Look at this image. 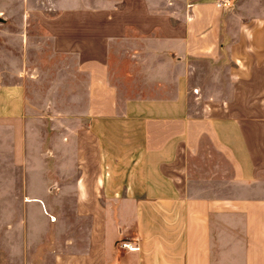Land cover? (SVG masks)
Returning a JSON list of instances; mask_svg holds the SVG:
<instances>
[{"label": "crops", "instance_id": "1", "mask_svg": "<svg viewBox=\"0 0 264 264\" xmlns=\"http://www.w3.org/2000/svg\"><path fill=\"white\" fill-rule=\"evenodd\" d=\"M76 4L53 172L0 82V264H264V0Z\"/></svg>", "mask_w": 264, "mask_h": 264}, {"label": "rangeland", "instance_id": "2", "mask_svg": "<svg viewBox=\"0 0 264 264\" xmlns=\"http://www.w3.org/2000/svg\"><path fill=\"white\" fill-rule=\"evenodd\" d=\"M77 0H0V82H8L11 73L25 67V76L32 82V120L38 133L35 141L42 143L50 170L53 169V136L57 125L67 118L59 117L60 110H71L84 102H74L61 93L58 85V75L62 74L68 80L72 62L64 59L63 54L54 52L50 36L52 33H62L65 25L77 24L78 21H63L58 15L67 12L64 9L84 8ZM70 10L68 12H72ZM83 24V22H82ZM69 27V26H68ZM70 78V77H69ZM44 95L54 98L44 100ZM64 96V97H63ZM43 99V100H42ZM68 99V100H67ZM54 110H58L55 111ZM61 112V111H60ZM69 120L72 117H68ZM67 122V121H66ZM82 119V124H83ZM53 172V171H52Z\"/></svg>", "mask_w": 264, "mask_h": 264}, {"label": "built area", "instance_id": "3", "mask_svg": "<svg viewBox=\"0 0 264 264\" xmlns=\"http://www.w3.org/2000/svg\"><path fill=\"white\" fill-rule=\"evenodd\" d=\"M231 3L232 0H213L214 6L219 9L229 8L231 6ZM118 246L127 250H132L136 248V246L132 245V243L130 242H120Z\"/></svg>", "mask_w": 264, "mask_h": 264}, {"label": "water", "instance_id": "4", "mask_svg": "<svg viewBox=\"0 0 264 264\" xmlns=\"http://www.w3.org/2000/svg\"><path fill=\"white\" fill-rule=\"evenodd\" d=\"M2 19L0 18V21H1Z\"/></svg>", "mask_w": 264, "mask_h": 264}]
</instances>
